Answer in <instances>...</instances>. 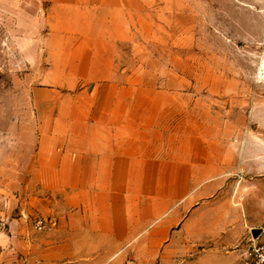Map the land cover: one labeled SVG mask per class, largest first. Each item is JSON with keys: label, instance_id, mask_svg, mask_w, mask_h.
Listing matches in <instances>:
<instances>
[{"label": "rangeland", "instance_id": "1", "mask_svg": "<svg viewBox=\"0 0 264 264\" xmlns=\"http://www.w3.org/2000/svg\"><path fill=\"white\" fill-rule=\"evenodd\" d=\"M89 41L110 42L114 81L175 102L198 176L203 161L209 169L101 264H244L264 244V0H0V255L11 223L49 222L20 206L21 169L64 93L48 90ZM165 221L162 248L144 251ZM209 257L230 262H194Z\"/></svg>", "mask_w": 264, "mask_h": 264}, {"label": "crops", "instance_id": "2", "mask_svg": "<svg viewBox=\"0 0 264 264\" xmlns=\"http://www.w3.org/2000/svg\"><path fill=\"white\" fill-rule=\"evenodd\" d=\"M83 48L84 56L64 64L67 78L48 90L64 93L31 139L21 169L20 206L48 218L49 229L11 223L0 264H101L103 251L118 250L151 219H162L167 205L187 196L209 170L203 161L198 176L191 139L176 131L175 102L167 94L114 81L110 42ZM169 224L159 223V236L143 238L142 249H161Z\"/></svg>", "mask_w": 264, "mask_h": 264}, {"label": "built area", "instance_id": "3", "mask_svg": "<svg viewBox=\"0 0 264 264\" xmlns=\"http://www.w3.org/2000/svg\"><path fill=\"white\" fill-rule=\"evenodd\" d=\"M6 228V223L1 221L0 232L5 231ZM35 228L41 232L48 230L49 225L44 219H38L35 222ZM244 264H264V244L253 241L246 253Z\"/></svg>", "mask_w": 264, "mask_h": 264}, {"label": "water", "instance_id": "4", "mask_svg": "<svg viewBox=\"0 0 264 264\" xmlns=\"http://www.w3.org/2000/svg\"><path fill=\"white\" fill-rule=\"evenodd\" d=\"M257 234H258V231L254 232V235H255V236H257Z\"/></svg>", "mask_w": 264, "mask_h": 264}]
</instances>
